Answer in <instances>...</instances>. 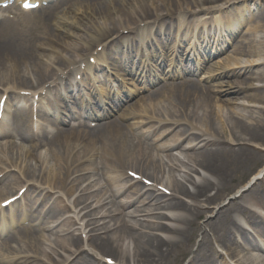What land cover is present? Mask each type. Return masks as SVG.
Here are the masks:
<instances>
[{"label":"bare ground","instance_id":"6f19581e","mask_svg":"<svg viewBox=\"0 0 264 264\" xmlns=\"http://www.w3.org/2000/svg\"><path fill=\"white\" fill-rule=\"evenodd\" d=\"M72 3L59 16L45 10L37 20L38 26L63 21L84 31L69 32L57 25L53 30L62 31L60 36L46 28L37 48L53 49L55 56H44L38 49L33 53L36 35L18 33L8 21L0 24L7 26L0 30V35L9 39L0 38V85L6 87L4 93L8 90L13 93L11 99L15 87H10L19 85L21 89L34 87L43 100L39 87L53 80V76H57L52 85L56 87L62 82L60 76L68 70L74 75L85 73L81 67L85 60L77 59L92 52L95 45H103L104 52L119 45L134 48L136 34L165 32L202 13L231 22L238 19L240 12L261 7L260 16L264 20V0H73ZM150 4L157 6L158 11H153ZM111 13L119 16L114 18ZM211 25L209 22L208 26ZM251 27L237 34L235 48L254 58L257 52L249 48L246 36ZM126 31L129 37L124 34ZM67 37L74 39L68 41ZM43 57L48 61H42ZM222 60L224 57L209 65L210 73L222 67ZM225 63L228 68L221 75L226 79L216 89L201 88L193 78L183 77L180 83L167 82L154 89V108L130 105L122 120L136 118L144 110L148 121L153 122L146 132L135 131V122L113 121L94 134L61 130L45 139L46 148L39 151L35 145L0 144V175L6 176L5 185L0 186V203L28 185L26 193L38 196H33L29 208L40 199H48L44 206L49 204L48 210L54 209L52 223L64 221L49 235L33 228L12 234L10 241L18 243L9 249L0 245V264L20 258L29 259V264H103L101 257L106 260L104 255L108 253L116 258V264H217L218 261L228 264L224 256L219 260L222 253L216 244L235 264H264V257L253 251L264 250V245L239 220L243 216L264 241V214L257 210L264 209V109L256 105L264 104V59ZM145 76L147 82L152 77ZM251 89L256 92L248 95ZM48 93L52 94L51 86ZM240 98L247 102H239ZM227 103H239L238 111L229 109L223 120L220 114ZM24 115L29 118V112ZM158 130L163 132L159 138L170 131L173 134L153 144L147 139ZM12 133L35 142L27 121L15 124ZM257 167L258 171L244 183L248 173ZM127 168L152 181L151 186L145 189V183H130L121 172ZM55 191L58 195L53 198ZM72 210L74 214L67 215ZM41 216L42 213L34 215L32 224ZM201 218L204 221H199ZM32 231L35 236L29 235ZM237 237L252 252L241 256L242 252L236 248Z\"/></svg>","mask_w":264,"mask_h":264},{"label":"rangeland","instance_id":"374dc122","mask_svg":"<svg viewBox=\"0 0 264 264\" xmlns=\"http://www.w3.org/2000/svg\"><path fill=\"white\" fill-rule=\"evenodd\" d=\"M150 6H151V4H150ZM156 7L157 6H151V9L154 11H158V9H156ZM67 8H69V7H67ZM67 8H65V10H68ZM261 7H256L255 8V10L254 11H251V13H248V17L246 18V20L243 22V24L241 23L240 25H239V31L242 29V32H244V31H246L247 30V28H250L251 27V25H253V24H256V26L255 27H251V29H252V31L250 32V34L247 36V38H248V42L250 43V49H252V50H255L256 52H257V54H256V57H254L253 58V55L252 56H246V57H240V56H236V52H235V50H236V48L234 47L233 48V46H231V45H229L228 46V48H226V49H223V51L222 52H220V53H218L217 55H216V57H215V59H214V61H217V60H219V58L220 57H224V60H222L223 61V65H222V67L220 68V69H218L216 72H218V71H220L221 69H223V67H226V65H228L227 63H225V62H229V61H238V60H241V59H245V60H253V59H259V60H263L264 59V56H263V51H264V20L262 21V19H261V16L258 14V12H259V9H260ZM167 8H165V7H161V10H166ZM163 13H168V12H163ZM75 14V13H74ZM111 15H112V17H118L119 15H118V13H111ZM78 16H79V14H78ZM202 19H200V20H202V21H207V20H212V18H216L217 16L216 15H214V14H208V15H204L203 13H202ZM99 19V18H98ZM95 20V19H94ZM100 20V19H99ZM246 22H248V24L249 25H246ZM63 29H65V30H67V31H69V32H80L78 29H75L74 27H73V25L72 26H70V25H65L64 27H63ZM60 36H63V33H62V31H56ZM81 32H84V31H81ZM185 38H186V40H187V45H190V43L192 42L191 41V37H190V33H187V35H185ZM74 39V37H67V40L68 41H72ZM226 40V42L227 41H230V39L229 38H226L225 39ZM55 44H57L56 42H52L51 43V45H55ZM186 45V46H187ZM221 46H223L224 47V45H223V43H222V45ZM220 46V47H221ZM59 47L61 48V45L59 44ZM171 53V52H170ZM42 54L44 55V56H54V55H52L53 53L51 52V51H44V52H42ZM43 59V58H42ZM43 60H45V59H43ZM213 61V62H214ZM225 61V62H224ZM45 62H47V61H45ZM205 63H208V60H205ZM254 68H253V71H255L256 69H257V67H258V65H256V66H253ZM252 71V72H253ZM7 72V71H6ZM8 78H9V75H8ZM9 80H12V79H9ZM221 81H218V83L216 84V85H219V83H220ZM254 83L255 84H262L261 82H258V81H254ZM19 85H15V87H18ZM254 92H256V90H254V89H251V90H249L248 91V95H250V94H252V93H254ZM148 93V91H144L142 94H140V95H138V97L140 96H144V95H146ZM243 95V94H242ZM239 102H247V100H243V98H240L239 100H238ZM154 104V103H153ZM238 105H239V103L237 104L236 103V105H232V103H230V104H225L224 105V109H223V111H222V113L220 114L221 115V117H222V119L223 120H226V112L227 111H229V109H234V110H236V109H238ZM256 105H259V106H261L262 107V109H264V104H256ZM240 107V106H239ZM236 111H238V110H236ZM250 122V121H249ZM173 134V133H172ZM170 136H171V134H170ZM5 142H9V140H5ZM179 151L180 150H178L177 151V153H179ZM260 165H263V164H260ZM260 168V167H259ZM258 167L257 168H255L251 173H248V175H247V177H246V179H245V181H244V183H246L250 178H251V176L253 175V173H255V172H257L258 171V169H259ZM129 169V168H128ZM168 191V190H167ZM204 218H201L199 221H204L203 220ZM77 227V226H76ZM200 239V237L198 238V240ZM216 246L220 249V250H222L224 253H226L225 252V250L222 248V247H220V246H218L217 244H216ZM247 253L248 252H243L242 251V254H241V256H246L247 255ZM104 256H108V257H113L115 260H116V258L113 256V255H111V254H105ZM188 259V257H186L185 258V261Z\"/></svg>","mask_w":264,"mask_h":264}]
</instances>
